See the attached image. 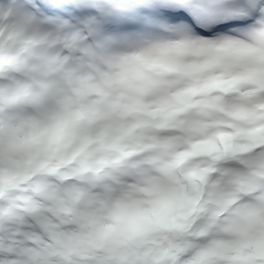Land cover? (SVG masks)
I'll use <instances>...</instances> for the list:
<instances>
[{
  "label": "snow or ice",
  "instance_id": "obj_1",
  "mask_svg": "<svg viewBox=\"0 0 264 264\" xmlns=\"http://www.w3.org/2000/svg\"><path fill=\"white\" fill-rule=\"evenodd\" d=\"M0 264H264V0H0Z\"/></svg>",
  "mask_w": 264,
  "mask_h": 264
}]
</instances>
